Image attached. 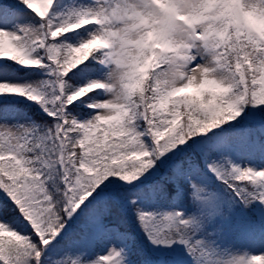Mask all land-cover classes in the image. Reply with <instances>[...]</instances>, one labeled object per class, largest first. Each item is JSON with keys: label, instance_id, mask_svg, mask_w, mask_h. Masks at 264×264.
I'll use <instances>...</instances> for the list:
<instances>
[{"label": "snow or ice", "instance_id": "1", "mask_svg": "<svg viewBox=\"0 0 264 264\" xmlns=\"http://www.w3.org/2000/svg\"><path fill=\"white\" fill-rule=\"evenodd\" d=\"M0 264H264V0H0Z\"/></svg>", "mask_w": 264, "mask_h": 264}]
</instances>
